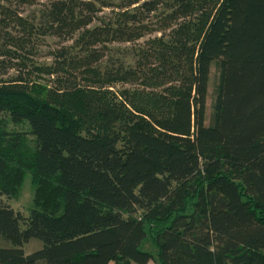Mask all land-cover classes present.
<instances>
[{"label": "trees", "instance_id": "obj_1", "mask_svg": "<svg viewBox=\"0 0 264 264\" xmlns=\"http://www.w3.org/2000/svg\"><path fill=\"white\" fill-rule=\"evenodd\" d=\"M0 264H264V0H0Z\"/></svg>", "mask_w": 264, "mask_h": 264}, {"label": "rangeland", "instance_id": "obj_2", "mask_svg": "<svg viewBox=\"0 0 264 264\" xmlns=\"http://www.w3.org/2000/svg\"><path fill=\"white\" fill-rule=\"evenodd\" d=\"M19 10H20L21 14H23L25 16L26 14H28L30 12L31 7L24 4L20 7ZM51 40H46L45 42H43L41 40V41L37 42L38 47H35V49H34L37 53L32 57V60H37V62H35L36 64L41 65V66L47 65V64H52L53 58L50 56V53L52 52L53 48H57L59 46V44H57V42H59V41L57 39H51ZM32 71H33V66H32ZM214 73H215V70L213 68L211 78H210V83H209L207 105H206V112H205V124L206 125L209 124V118H210L211 92H212V88H213ZM11 74H14V73H13V70L10 69L7 73L4 72L3 77L6 78L8 76H11ZM43 76H44L43 77L44 79H42V80L48 81L49 76H47V75H43ZM119 87H121V85H118L116 87V89ZM32 197H33V190H32V186H31L30 175L28 174V175H26V177L24 179L20 199L12 200L10 203H11L13 208L21 209L20 207H27V206H30L32 204ZM41 246H42V243L39 240L32 239L29 243H27L24 246V248L27 252H31L35 248H37V247L39 248ZM141 248L144 251H150L151 252L153 250L151 245L148 242H144L142 244Z\"/></svg>", "mask_w": 264, "mask_h": 264}]
</instances>
